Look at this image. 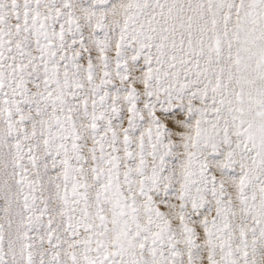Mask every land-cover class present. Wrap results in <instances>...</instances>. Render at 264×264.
I'll list each match as a JSON object with an SVG mask.
<instances>
[{"label":"snow or ice","instance_id":"6c2138e0","mask_svg":"<svg viewBox=\"0 0 264 264\" xmlns=\"http://www.w3.org/2000/svg\"><path fill=\"white\" fill-rule=\"evenodd\" d=\"M0 264H264V0H0Z\"/></svg>","mask_w":264,"mask_h":264}]
</instances>
